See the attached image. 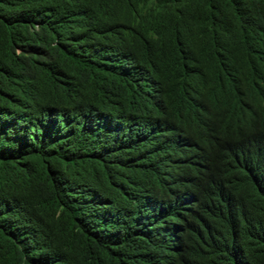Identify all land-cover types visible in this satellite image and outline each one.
<instances>
[{
    "label": "trees",
    "instance_id": "obj_1",
    "mask_svg": "<svg viewBox=\"0 0 264 264\" xmlns=\"http://www.w3.org/2000/svg\"><path fill=\"white\" fill-rule=\"evenodd\" d=\"M0 264H264V0H0Z\"/></svg>",
    "mask_w": 264,
    "mask_h": 264
}]
</instances>
